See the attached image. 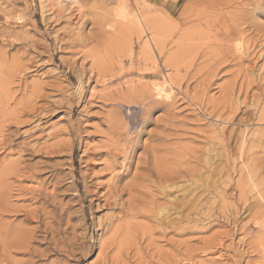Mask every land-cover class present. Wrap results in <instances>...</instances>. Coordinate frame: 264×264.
<instances>
[{
    "label": "rangeland",
    "instance_id": "374dc122",
    "mask_svg": "<svg viewBox=\"0 0 264 264\" xmlns=\"http://www.w3.org/2000/svg\"><path fill=\"white\" fill-rule=\"evenodd\" d=\"M118 1L0 0V264H264V0Z\"/></svg>",
    "mask_w": 264,
    "mask_h": 264
},
{
    "label": "bare ground",
    "instance_id": "6f19581e",
    "mask_svg": "<svg viewBox=\"0 0 264 264\" xmlns=\"http://www.w3.org/2000/svg\"><path fill=\"white\" fill-rule=\"evenodd\" d=\"M235 1V0H234ZM244 2H246V1H244ZM264 2V1H263ZM58 3H60L59 1H58ZM247 3V2H246ZM258 3V2H257ZM212 5H216L215 3L214 4H212ZM245 5V4H244ZM258 5V4H257ZM259 7V6H258ZM115 9H116V12L118 13V15H120L121 16V18L123 19V20H127L131 25H133V28H134V26H135V28H137V31H139L141 34L143 33V31H146L147 30V28L149 27V25H148V23H149V20H148V17H146V15L144 14V15H142L140 12H137V14H132L131 13V11H130V9H129V7H128V5H127V3H126V1L125 0H119L118 2H117V4H116V6H115ZM254 9H256V8H254ZM244 11V10H243ZM240 12V13H243V14H245L246 12H247V10H246V12L244 13V12ZM214 12V11H213ZM251 12H252V10H251ZM186 13V12H185ZM248 13V12H247ZM253 13V12H252ZM242 14V15H243ZM213 15H215L216 17L215 18H213V19H209V20H207V22H211V23H213L214 25H216V26H220V28L221 29H223L224 28V30L223 31H225L227 34H234L237 30H238V28H239V26L240 25H242V21H240V22H238L239 20H240V17H239V19H238V17L236 16V15H233V16H223L222 14H217L216 12H214L213 13ZM228 15V14H227ZM241 15V16H242ZM257 15V14H256ZM210 17V16H209ZM249 17H247L246 19H248ZM188 19H189V17H188ZM243 19V18H242ZM241 19V20H242ZM244 19H245V17H244ZM243 19V20H244ZM245 19V20H246ZM253 19H255V18H253ZM245 23V22H244ZM254 23V22H253ZM204 24H206V23H204ZM230 24L231 25H233V27H231L230 26ZM249 26V25H248ZM241 28V27H240ZM239 28V29H240ZM216 29V28H215ZM252 29V28H251ZM242 30H243V28H242ZM242 30H240V31H242ZM244 30H245V27H244ZM202 32V31H201ZM244 32V31H243ZM159 34H160V32H158ZM214 33V32H213ZM247 33V32H246ZM256 34V33H255ZM213 35V34H212ZM242 35V34H241ZM257 37H258V35H257ZM236 38V37H235ZM241 38H243V37H241ZM217 39V38H216ZM222 39V38H221ZM237 39V38H236ZM235 39V40H236ZM256 39V38H255ZM258 39V38H257ZM224 41V40H223ZM233 41V40H232ZM246 41V40H245ZM152 43H154V45H155V47L157 46V47H161V46H159L160 44H162V43H159V41L158 40H152ZM226 43H229V42H226ZM241 43V42H240ZM239 43V44H240ZM255 43V42H254ZM239 44L238 45H236V47L237 46H239ZM252 46V45H251ZM257 46V45H256ZM163 47V46H162ZM162 47H161V49H162ZM144 50L149 54V53H151V45H149L148 43H146V45H144ZM258 48V47H257ZM249 49H251V48H249ZM143 50V51H144ZM163 50V49H162ZM244 51V50H243ZM161 52V51H160ZM246 52V51H245ZM256 52V51H255ZM253 54V53H252ZM245 55V54H244ZM243 56V55H242ZM262 56V55H261ZM260 56V57H261ZM245 57V56H244ZM238 58H240V55L238 56ZM170 78V77H169ZM167 83V82H166ZM166 83H162V84H164V85H167ZM157 85V84H156ZM155 86V85H154ZM171 86V85H170ZM156 87V86H155ZM168 88V89H167ZM167 88L165 87V86H161V83H160V85L158 84V86L156 87V92H157V94H156V96L157 95H159V96H165L167 99L170 97V95L172 94V90H173V88L172 89H170L169 90V86H167ZM158 96V97H159ZM226 118V117H225ZM13 119V118H12ZM221 135V134H220ZM224 137V136H223ZM225 140V139H224ZM4 143V142H3ZM227 143V142H226ZM225 147V146H224ZM1 148V147H0ZM229 156V155H228ZM227 156V157H228ZM121 192H122V190H120V189H118V187H114V188H112L111 190H110V193L108 194L109 195V198H108V200H107V203H108V205H113V204H115L117 201H119L120 200V198H121V196H122V194H121ZM112 199V200H111ZM190 201H191V199H190ZM106 203V204H107ZM1 204H6L5 203V198H4V196H2L1 195V191H0V206H1ZM191 204V203H190ZM183 205H188L187 203L186 204H183ZM190 206V205H189ZM177 208H178V205L177 204H175V209H176V211H177ZM41 221L42 220H40L39 222L41 223ZM29 245H30V242L28 241V240H26V239H22L21 241L19 240L18 242H17V245L16 246H9L8 248H18L19 250H25V249H28L29 248Z\"/></svg>",
    "mask_w": 264,
    "mask_h": 264
}]
</instances>
